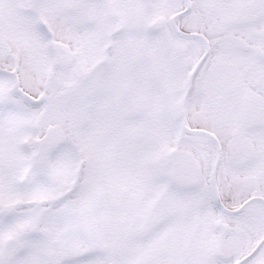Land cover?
<instances>
[{
	"label": "snow or ice",
	"instance_id": "6c2138e0",
	"mask_svg": "<svg viewBox=\"0 0 264 264\" xmlns=\"http://www.w3.org/2000/svg\"><path fill=\"white\" fill-rule=\"evenodd\" d=\"M0 264H264V0H0Z\"/></svg>",
	"mask_w": 264,
	"mask_h": 264
}]
</instances>
